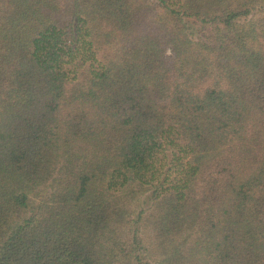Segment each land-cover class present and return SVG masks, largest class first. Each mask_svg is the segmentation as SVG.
I'll return each mask as SVG.
<instances>
[{
  "label": "trees",
  "instance_id": "obj_1",
  "mask_svg": "<svg viewBox=\"0 0 264 264\" xmlns=\"http://www.w3.org/2000/svg\"><path fill=\"white\" fill-rule=\"evenodd\" d=\"M0 264H264V0H0Z\"/></svg>",
  "mask_w": 264,
  "mask_h": 264
}]
</instances>
